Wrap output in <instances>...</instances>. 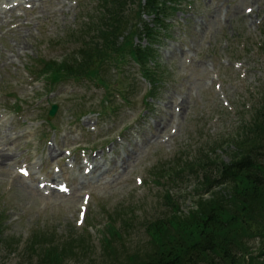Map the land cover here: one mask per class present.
<instances>
[{"label":"rangeland","instance_id":"1","mask_svg":"<svg viewBox=\"0 0 264 264\" xmlns=\"http://www.w3.org/2000/svg\"><path fill=\"white\" fill-rule=\"evenodd\" d=\"M97 1L0 0V153L9 155L0 164V264H51L46 254L59 264H128L150 254L161 241L147 226L198 211L199 183L183 163L201 154L227 161L264 103V0H180L151 46L154 89L118 53L100 65L99 79L50 89L44 63L83 50L81 36L102 15ZM13 19L18 31H8ZM134 31L126 39L145 46ZM231 191H212L213 203H227ZM259 197L261 213L225 208L237 224L212 254L217 264L263 257L264 188ZM109 221L119 242L106 232ZM190 224L182 229L189 236Z\"/></svg>","mask_w":264,"mask_h":264},{"label":"trees","instance_id":"2","mask_svg":"<svg viewBox=\"0 0 264 264\" xmlns=\"http://www.w3.org/2000/svg\"><path fill=\"white\" fill-rule=\"evenodd\" d=\"M179 1L98 0L99 8L96 13L102 15L93 20L91 27L87 28L88 31L81 36L85 42H81L83 50L81 49L77 56L72 55L59 62L46 61L40 72L43 81L49 84L51 89L69 80H79L83 77L99 79L100 65L118 53L121 57L130 56L138 65L143 78L149 80L151 88L154 89L159 83L155 80L159 64L153 61L156 57L151 46L166 32L167 23L164 21L176 10L175 6ZM133 18L136 19L135 23ZM134 29L133 34L138 36L140 41H144L145 46L133 45L130 39H126ZM150 65L154 67L151 68ZM235 143L241 149L235 151L227 161H220L216 157L211 159L201 154L198 159L183 163V167L194 172L199 183L196 192L198 211L191 212L185 218L173 214L164 222L155 221L147 226L146 233L149 238L155 236L159 242L160 237L161 242L157 244L159 247L156 245L150 254L143 257L128 260V264H217L218 261L212 254L216 253L220 242L226 244L229 241L237 224L231 217L234 215L225 208H230L238 214L261 213L259 194L264 188V103L251 116L249 124L236 135ZM228 184L231 185L232 191L226 200L227 203L217 202L218 200L213 203L212 191ZM205 195L210 198L203 199ZM219 199L223 200L221 197ZM187 222L193 227L196 225V233L191 236L182 230L187 227ZM173 224H176L173 230L176 236H170V231L164 230ZM106 232L113 242L120 241L121 235L113 239L120 229L115 228L111 221L106 223ZM179 235L187 236L188 241L175 245L174 241ZM192 236L194 238H191ZM103 240L108 243L106 237H103ZM43 258H47L51 264H59L62 261L56 254L52 257L46 254ZM256 264H264V255Z\"/></svg>","mask_w":264,"mask_h":264},{"label":"bare ground","instance_id":"3","mask_svg":"<svg viewBox=\"0 0 264 264\" xmlns=\"http://www.w3.org/2000/svg\"><path fill=\"white\" fill-rule=\"evenodd\" d=\"M20 2H23V3H31V4H35V3H39L40 5L44 3V1L46 0H18ZM1 22V21H0ZM7 25L10 26L9 27V30L8 31H18L19 30V27L21 28V25L22 23H19L18 21L16 20H11L9 22H7ZM2 26V24H0V27ZM180 106H182L181 103H179ZM159 122L155 123L154 126H158ZM54 149H50L48 151V155H52L54 154ZM9 155L6 154V153H0V164H4L5 163V160L6 158L8 157ZM125 163V162H124ZM100 164L98 165V163H95V160H94V163H93V159H91V157H88L85 161V167L89 168V171L90 172H96L100 167ZM120 167L122 166L119 165ZM82 168V166L80 167Z\"/></svg>","mask_w":264,"mask_h":264},{"label":"water","instance_id":"4","mask_svg":"<svg viewBox=\"0 0 264 264\" xmlns=\"http://www.w3.org/2000/svg\"><path fill=\"white\" fill-rule=\"evenodd\" d=\"M56 110H57V106L56 105H52L51 108H50V111L48 113V118L49 119L53 118V116L56 113Z\"/></svg>","mask_w":264,"mask_h":264}]
</instances>
